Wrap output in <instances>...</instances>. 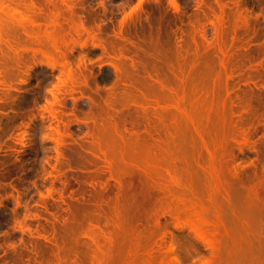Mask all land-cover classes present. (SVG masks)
Masks as SVG:
<instances>
[{
  "label": "rangeland",
  "instance_id": "1",
  "mask_svg": "<svg viewBox=\"0 0 264 264\" xmlns=\"http://www.w3.org/2000/svg\"><path fill=\"white\" fill-rule=\"evenodd\" d=\"M139 2L0 0V264H167L169 238L180 264H264V0ZM194 201L226 217L218 257Z\"/></svg>",
  "mask_w": 264,
  "mask_h": 264
},
{
  "label": "bare ground",
  "instance_id": "2",
  "mask_svg": "<svg viewBox=\"0 0 264 264\" xmlns=\"http://www.w3.org/2000/svg\"><path fill=\"white\" fill-rule=\"evenodd\" d=\"M6 1L7 0H1V2L2 3H6ZM11 1H14V0H11ZM142 0H140V2H141ZM29 2H30V5L31 6H35V4H37V3H39L40 2V0H29ZM140 2H139V4H140ZM138 4V5H139ZM11 5L10 4H7V7L9 8ZM10 9H12V11H16V7H12V8H10ZM51 11H53V10H51ZM55 14H57L58 15V13H56V12H54V13H51L50 14V16H48V24L50 25H55L56 23H57V15H55ZM222 15H223V12H222ZM221 17V14H220V16H219V18ZM57 18V19H56ZM222 18V17H221ZM2 21V16L0 15V25H1V22ZM23 22H24V20H22ZM21 21V22H22ZM26 22H22L23 23V26H24V29L26 30V31H28V25H27V23H34V19H27V20H25ZM22 23H21V25H22ZM49 25H47V26H49ZM76 28V27H75ZM31 30V29H30ZM76 33H78L79 35H80V28H76ZM52 39H54V41L52 42L53 43V45L55 46V48L56 49H58V48H60L59 47V41L57 42L56 40V38H54V36L52 37ZM68 63V62H67ZM71 64L70 63H68L67 64V70H66V75H63V76H67V77H63L62 76V78H61V82H62V84H63V86H61L62 84H61V82H60V87L62 88V87H67L68 86V84H73V81H74V77H75V72H74V68H72V66H70ZM77 74V73H76ZM76 81V80H75ZM74 81V82H75ZM77 81H78V77H77ZM76 81V82H77ZM67 85V86H66ZM73 86V85H72ZM74 87V86H73ZM72 87V88H73ZM60 88V89H61ZM67 88H69V87H67ZM62 89H64V88H62ZM61 89V90H62ZM55 95V97L54 98H56V95L57 94H54ZM180 95V94H179ZM177 96H178V94H177ZM57 97H59V96H57ZM57 99H59V98H57ZM178 103H177V107L179 108V109H181V110H183V111H185L186 112V109H184L185 108V106L184 105H182L183 104V102H182V99H184L183 98V95H182V98H180L179 96H178ZM52 105V104H51ZM51 107H53V106H49L48 108H50V109H53V108H51ZM49 109V110H50ZM50 111H52V110H50ZM188 114V113H187ZM198 128V127H197ZM55 131L58 133V134H60L61 133V131H60V129H55ZM200 132V131H199ZM245 139H247L246 137H244ZM244 139V140H245ZM58 141H60V139H57ZM243 140V144H244V142H246V140L244 141ZM242 142V141H241ZM242 145V144H241ZM211 152H212V150H211ZM210 152V153H211ZM211 156H214V152H212V155ZM84 169H86V170H88L89 169V167L88 166H84ZM235 170H236V168H235ZM234 171V170H233ZM88 177H91V176H88ZM120 183H121V186H122V190L120 191V199L124 202V203H127L128 202V200H129V197H130V195H129V193L131 194V195H134V201H135V204H134V209H132L133 210V213L130 215V211H127V209L126 210H124V212L125 213H123L124 214V217H125V219H126V221L128 222V221H140V220H142L143 219V217H144V211H145V208H146V204L148 203V200L150 199V194H148L145 190H144V185L141 183V181L139 180V179H136V178H134L133 176H127V177H121L120 178ZM111 191H110V193L109 192H107V194H100V193H95V194H92V195H90V197H91V199L92 200H100V199H102V198H105V197H108V198H112V196H111ZM119 198V197H118ZM195 202V203H194ZM194 202H192L189 206H186V211L188 210V213L190 212V214H192V215H190V218H193V220L192 221H194L195 223H192V221H191V223L193 224V229H194V232L196 231L197 233H199L198 235L200 236V237H202L203 239H207V236L205 235L204 236V234H206L205 232H207V231H211L210 233H212L213 234V237H212V239L210 238V239H208L207 240V243H208V245H209V247H210V249L212 250V254H213V256L214 257H218V256H220L221 255V253L223 252V250H224V246L223 245H221V242H220V240L218 239V234H219V229H223L224 230V232H226V233H228L229 232V230H228V227H227V225H226V217H225V215H223L222 213V211H220V210H217L216 211V213H215V218L214 219H212V220H208L206 217H205V215H204V208H203V206L201 205V203H199L198 204V202L197 201H194ZM197 202V203H196ZM202 206V207H201ZM170 209H167L166 211H167V213L169 214V215H171V214H173V216L175 215V217L174 218H177L178 220L180 219V210L179 211H177V210H174V211H172V208L171 207H169ZM128 210H131V209H128ZM131 210V211H132ZM175 211H177V212H175ZM222 212V213H221ZM81 214H82V212H81V210H80V208L79 207H73V210H72V216H73V219H75V220H78L80 217H81ZM182 214V213H181ZM172 216V217H173ZM176 219V220H177ZM192 224H191V228H192ZM165 230V236H164V238H166V239H168V233H169V230H168V227H165L164 228ZM166 234H168L167 236H166ZM163 238V239H164ZM108 239L109 240H111L112 238L109 236L108 237ZM165 239V240H166ZM97 240V239H96ZM166 242V241H165ZM94 243H96V246L97 247H99V245H98V241L96 242L95 241V239H94ZM166 243H168V245H166L167 247H168V256H167V258H170L169 259V261L171 262V261H173V262H171V264H180V260H179V258L175 255V253H174V242H173V240L172 239H170L169 238V240H167V242ZM165 243V244H166ZM169 262V263H170ZM169 263H167V264H169ZM211 264V263H210Z\"/></svg>",
  "mask_w": 264,
  "mask_h": 264
}]
</instances>
